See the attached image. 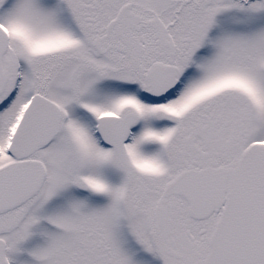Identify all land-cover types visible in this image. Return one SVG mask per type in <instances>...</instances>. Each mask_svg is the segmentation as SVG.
<instances>
[{
  "label": "snow or ice",
  "instance_id": "6c2138e0",
  "mask_svg": "<svg viewBox=\"0 0 264 264\" xmlns=\"http://www.w3.org/2000/svg\"><path fill=\"white\" fill-rule=\"evenodd\" d=\"M0 264H264V0H0Z\"/></svg>",
  "mask_w": 264,
  "mask_h": 264
}]
</instances>
